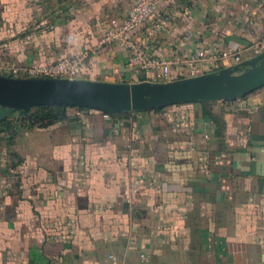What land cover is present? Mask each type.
<instances>
[{
  "label": "crops",
  "instance_id": "obj_1",
  "mask_svg": "<svg viewBox=\"0 0 264 264\" xmlns=\"http://www.w3.org/2000/svg\"><path fill=\"white\" fill-rule=\"evenodd\" d=\"M137 1L0 0V75L85 55L81 79L144 81L127 49L101 45L105 23ZM135 34L171 60L255 44L264 0H159ZM69 115L82 132L69 120L14 138L0 129V264H108L112 254L122 264H264V88L235 101Z\"/></svg>",
  "mask_w": 264,
  "mask_h": 264
},
{
  "label": "water",
  "instance_id": "obj_2",
  "mask_svg": "<svg viewBox=\"0 0 264 264\" xmlns=\"http://www.w3.org/2000/svg\"><path fill=\"white\" fill-rule=\"evenodd\" d=\"M263 88L264 53L234 67L162 83L0 75V129L11 126V117H23L37 107L64 106L104 115L147 113L192 103L235 101ZM69 122L72 129L83 131L81 117H72ZM96 131L97 137H102V127Z\"/></svg>",
  "mask_w": 264,
  "mask_h": 264
},
{
  "label": "built area",
  "instance_id": "obj_3",
  "mask_svg": "<svg viewBox=\"0 0 264 264\" xmlns=\"http://www.w3.org/2000/svg\"><path fill=\"white\" fill-rule=\"evenodd\" d=\"M158 6L159 0H138L126 18H112L105 23L101 40V45L118 44L127 49L129 51L128 69L136 75H145L147 78L144 81L160 83L172 81L174 65L181 67L179 79L198 77L239 65L245 61L247 53L252 54V59L264 53V39H261L255 44L223 51L206 47L184 60L155 57L148 51L149 37L135 34V32L155 17ZM86 62L87 56L82 55L37 68L19 70L10 67L4 72L9 77L17 78L81 79ZM108 264H122V261L112 254L108 258Z\"/></svg>",
  "mask_w": 264,
  "mask_h": 264
},
{
  "label": "trees",
  "instance_id": "obj_4",
  "mask_svg": "<svg viewBox=\"0 0 264 264\" xmlns=\"http://www.w3.org/2000/svg\"><path fill=\"white\" fill-rule=\"evenodd\" d=\"M159 109L157 111H160ZM122 114H113L110 116H117ZM125 115V114H124ZM70 119L69 108L64 106H47L37 107L30 114L20 117L13 121L11 127L8 129V135L15 137L21 130H31L33 128L45 129L59 123H65ZM11 138V142H12ZM19 161L18 163H21Z\"/></svg>",
  "mask_w": 264,
  "mask_h": 264
},
{
  "label": "rangeland",
  "instance_id": "obj_5",
  "mask_svg": "<svg viewBox=\"0 0 264 264\" xmlns=\"http://www.w3.org/2000/svg\"><path fill=\"white\" fill-rule=\"evenodd\" d=\"M82 77H83V76H82ZM82 77H81V78H82ZM1 126H2V125L0 124V127H1Z\"/></svg>",
  "mask_w": 264,
  "mask_h": 264
}]
</instances>
